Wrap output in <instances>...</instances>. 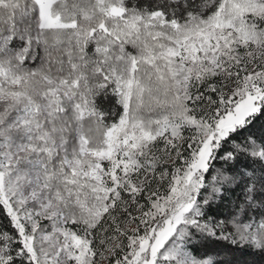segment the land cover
<instances>
[{
  "label": "snow or ice",
  "instance_id": "6c2138e0",
  "mask_svg": "<svg viewBox=\"0 0 264 264\" xmlns=\"http://www.w3.org/2000/svg\"><path fill=\"white\" fill-rule=\"evenodd\" d=\"M219 240L264 254V0H0V264Z\"/></svg>",
  "mask_w": 264,
  "mask_h": 264
},
{
  "label": "trees",
  "instance_id": "16d2710c",
  "mask_svg": "<svg viewBox=\"0 0 264 264\" xmlns=\"http://www.w3.org/2000/svg\"><path fill=\"white\" fill-rule=\"evenodd\" d=\"M98 102L107 106V101L103 97L99 98ZM260 125L261 121H257L256 127L259 128ZM236 194L234 192L231 196L235 197ZM229 203L226 200L224 203L219 204L218 207L214 205L209 215H214L217 219L222 218L229 211V208L225 206ZM208 246L215 249L212 255L216 260L222 261L223 264H264V254L250 249L247 246H241L239 244L233 245L230 241L225 240L212 241Z\"/></svg>",
  "mask_w": 264,
  "mask_h": 264
}]
</instances>
